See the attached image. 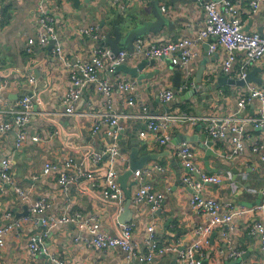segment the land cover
Here are the masks:
<instances>
[{
    "label": "crops",
    "instance_id": "obj_1",
    "mask_svg": "<svg viewBox=\"0 0 264 264\" xmlns=\"http://www.w3.org/2000/svg\"><path fill=\"white\" fill-rule=\"evenodd\" d=\"M45 11L55 19V31L58 43L62 49L67 65L62 60L54 58L53 49L46 46H32L27 50V39L35 34V21L39 16V0H0V120L11 118L16 103L24 96H31L34 115L23 128L26 137L20 148L14 146V130L0 135V165L8 162L11 185H6L0 177V225L10 223L13 218L11 209L20 211L21 202L13 201L12 196L18 189L24 192L29 204L38 199H44L49 207L44 216H61L79 212L82 216H95L102 229L110 236L119 237L123 228L117 218L125 203V196L119 200L120 209L112 206V201L104 197L101 188L92 187L88 180L74 182L68 186L69 197L65 198V190L58 183L60 175H70L74 167L65 168L64 162L72 159L76 166H85L95 172V180L102 177L105 170H114L118 175L129 169L128 153L130 148L138 147L137 156L151 153L157 157L149 164L152 167L150 175L140 178L129 177L127 184L131 186V201L134 191L143 184H148L155 192L164 196L162 206L152 214L145 203H131L130 214L126 219L132 225L131 241L135 248L142 252L145 249L147 227L154 225L155 238L160 246L172 244L180 249L189 246L195 239V229L205 224V218L192 212L189 206L191 190L185 185L183 178L187 171L176 156V146L172 139L177 133L200 138L205 134L202 123H170L167 132L170 141L160 145L158 138L162 133L148 131L146 137L139 139L136 135L144 129L145 120L139 118L143 108L150 115L187 113L193 116L222 117L233 115L237 100L246 95L248 87L264 89V56L252 67L257 68L256 82L235 86L223 79L238 78V66L243 56L238 54L237 62L230 74L221 69L223 53L220 49L209 52L208 47L213 39H205L197 48L196 56L186 67L180 66L182 72V87L169 103L160 100V93L169 89L174 92L172 70L173 64L161 59H154L153 66H147L143 72L159 70L160 73L148 79H134V89L123 92L116 87L118 80L131 78L123 73L109 74L99 71V77L110 83L112 88L111 108L108 109L106 99L94 84L86 85L82 96L74 106L73 114H65L62 97L69 89L70 75L76 63L88 62L91 50L96 47L95 41L80 33L88 26H97L101 18L109 12L119 19L130 16L138 9L148 6V0H90L82 1L78 8L73 7L68 0H43ZM196 2L192 5L177 3L178 12L173 14L178 32L170 35L166 30L159 34L146 36L152 43H166L182 37H189L204 25V9L206 2ZM251 0H235L243 30L250 34L258 33L262 28L264 35V0H261L256 12L249 8ZM117 10L119 13H117ZM259 34V33H258ZM208 57L201 85L193 82L195 73L202 60ZM143 57L128 61L129 66L135 65ZM146 59V58H144ZM149 60V59H147ZM184 69L189 70L187 73ZM34 77V83L28 82L29 76ZM130 97L133 105L128 104ZM258 101L254 100L246 109L237 114V118L247 119L255 114ZM123 112L128 118L122 119L123 128L118 136L121 159L104 158L97 166L87 164L81 156L84 150L105 149L108 140L109 125L100 123L108 114ZM99 123V124H98ZM99 128L94 130V126ZM244 149L241 154H231L229 135L224 139L214 141L211 150L216 157L210 156L205 166L204 150L198 142L188 143L194 153V163L207 173L225 176L230 173V179L220 184H206L202 196L214 199L220 206L230 202L238 206L240 202H254L263 188L264 164L254 151L251 137L264 142V131L254 129L249 122L244 123ZM32 137H38L32 141ZM206 140H210L206 135ZM52 163L57 171L49 176L42 174L43 165ZM156 166L161 168L157 169ZM14 187V190L12 189ZM240 190V194H236ZM17 194V193H16ZM222 213L225 208H222ZM11 213L10 218L6 214ZM259 219L258 212H248L233 217L222 236L221 228H214L210 236V245L205 250L204 261L207 264H224L223 258L218 260L221 246L233 247L240 253L249 252L247 260L239 264H264L260 251L258 237L251 233L253 223ZM5 238V244L0 247V264H43L47 256L31 254L29 241L32 237L41 236L50 254L56 255L65 264H170L175 254L166 253L155 256L150 263H142L136 259L129 261L119 248L97 250L88 248L81 242H75L77 228L72 224H58L50 227L46 236L41 225L33 221H21L18 227ZM225 237V238H222ZM175 264H181L176 261Z\"/></svg>",
    "mask_w": 264,
    "mask_h": 264
},
{
    "label": "built area",
    "instance_id": "obj_2",
    "mask_svg": "<svg viewBox=\"0 0 264 264\" xmlns=\"http://www.w3.org/2000/svg\"><path fill=\"white\" fill-rule=\"evenodd\" d=\"M235 0H207L204 5V25L193 36L182 37L174 41L166 43H152L147 40V37H142L134 41L133 52L121 50L114 55L106 45H99L104 36L98 30L97 26H88L82 29L80 33L88 36L96 43V47L91 50L88 62L76 63L75 69L70 75L69 89L62 97V104L65 114H73L74 106L82 96L86 85L94 84L97 91L106 99L108 109L111 108L112 88L110 83L99 77V71L105 70L109 74H115V68L121 64H128V61L137 57L146 59H168L171 64L179 65V67L188 66L195 58L197 48L208 38L213 39L209 45V52H215L220 49L223 53L221 69L224 73L230 74L234 64L237 62V55L243 56L239 62L237 69L238 78L244 80L252 67L257 61L264 56V35L258 33H248L243 30L242 21L239 17V11L234 3ZM261 0H251L249 8L252 13L256 12ZM43 0H39L38 13L39 16L35 21V34L27 39V50L32 46H46L51 40L54 41L53 55L54 58L60 59L65 65L68 62L62 53V49L58 43V38L55 31V19L52 14L45 11ZM187 73L189 70L184 69ZM28 82L34 83V77L29 76ZM135 82L129 79L118 80L116 87L123 92H131L134 89ZM174 98V92L165 89L160 93V100L163 103H169ZM254 100L258 101V106L255 107V114L247 119H238L237 114L247 108ZM129 105H133V99L128 100ZM34 115V108L31 96H24L16 103V109L7 120H0V135L11 130H14L15 140L14 146L18 149L23 145L26 134L23 128ZM128 118V115L123 112L108 114L100 123L109 125L108 140L110 144L106 148L99 151H88L82 160L87 164L97 166L104 158L110 160L121 159L127 162V157H121V149L118 144L121 130L120 125L122 119ZM139 118L145 120L144 129L137 133L139 139L146 137L148 131L161 132V137L158 138L160 145L167 144L170 141V135L167 129L170 123H188L194 125L202 123L205 128V134L212 141L229 137L231 143V154L237 156L244 149V123L249 122L254 129L264 126V89L256 87H248L246 95L241 96L236 102V111L233 115L212 117V116H193L187 113L180 112L175 114L150 115L147 108H143ZM99 124V123H98ZM95 125L94 130L99 126ZM38 137H32V141H37ZM251 143L255 152L258 153L259 159L264 164V142H259L251 137ZM106 142V143H107ZM176 156L181 161L187 173L183 178L185 185L191 190L189 198V206L192 212L196 215L205 218V224L195 229L196 239L184 249L178 248L176 244L168 246H160L155 238L154 225L147 227V237L144 241V251H138L131 241L132 225L124 223L121 235L113 237L108 235L100 226L98 219L95 216H82L79 212L63 214L61 216H44L49 204L44 199H38L29 204V213L26 217L0 225V247L5 244V238L13 230L12 227H18L21 221H33L46 227L43 235L46 236L50 227H55L58 224H72L78 234L74 237L75 242H81L88 248L97 250L119 248L125 253L129 261L134 259L142 263H150L155 256H163L166 253L176 255V261L181 264H204L205 250L210 245V236L214 228H221V235H226V228L231 224L233 217L244 215L248 212H258L259 219L253 223L251 233L256 235L260 244V251L264 261V175L262 178L263 188L259 192L261 194L260 203L250 209L237 207L228 202L220 206L214 199L202 196L203 187L206 184H220L222 181L230 179V173L225 176L207 173L200 169L194 163V153L191 146L182 142L176 146ZM65 168L74 167L75 171L70 175H60L58 183L65 190V195L68 186L74 182L88 180L92 187L101 188L104 197H107L112 202L119 201L122 196V189L118 182V174L114 170H105L101 178L95 180V172L92 169H87L85 166H76L72 159L64 162ZM157 169L161 170L158 166ZM57 171L56 165L45 163L43 165L42 174L49 176ZM142 175L149 176L150 170H136L133 176L140 178ZM0 177L6 183L11 185V176L8 162L1 161ZM14 190V187H13ZM15 191V190H14ZM16 193L23 199L27 197L24 192L16 189ZM5 190L1 187L0 193ZM66 198V197H65ZM164 196L160 192H155L150 185L143 184L138 186L132 195L134 204L145 203L148 205L149 211L154 214L161 206ZM222 208L225 212L222 213ZM11 213L6 214V218H10ZM225 238V237H222ZM29 250L31 254H44L47 256L43 264H65L56 255L50 254L46 244L42 241V237H32L29 241ZM229 250V259H235L242 255L233 247H221L218 255Z\"/></svg>",
    "mask_w": 264,
    "mask_h": 264
},
{
    "label": "water",
    "instance_id": "obj_3",
    "mask_svg": "<svg viewBox=\"0 0 264 264\" xmlns=\"http://www.w3.org/2000/svg\"><path fill=\"white\" fill-rule=\"evenodd\" d=\"M72 2L73 7L78 8L82 1L80 0H68ZM90 0H84L83 3L86 4ZM205 0H148V6L143 7L142 9H138L130 16H124L122 19H119L114 13L109 12V14L104 18H101L99 21V24L97 25L98 30L102 33L104 36L102 42L99 43V45H106L108 49L114 54H118L121 50H127L128 52H133V43L135 40L155 35L163 32L166 30V33L170 35L172 32H178L179 29L176 26V21L172 18L173 14L175 12H178V9L176 8L177 3L181 5H192L196 2H202ZM117 13L119 11L117 10ZM49 14V12H48ZM258 33L260 35H263L262 28L258 29ZM48 48L51 50L54 48V41L51 40L48 44ZM162 60V59H161ZM165 61H170L168 59H163ZM208 60V57L202 60L199 69L195 73V77L193 82L197 85H201L202 77L205 70V65ZM156 63V60L153 59H141L139 62H137L133 66H129L128 64H121L115 68V73H123L128 75L131 80L134 79H148L150 76H154L158 73H160L159 70L154 71H148L143 72L142 71L147 66H153ZM174 71V77H173V87H174V95H176V92L179 88L182 87L183 83L181 82V76L182 72L180 71L179 65H174L171 67ZM257 72V68H253L251 71L247 73V76L244 80H231L229 77H225L223 79L229 81V84H233L235 86H245V84H249L252 82L258 81V79L255 77ZM257 130L264 131V126L258 128ZM137 135V134H136ZM15 137V133H14ZM172 144L177 146L182 142H198L200 148L204 150V160H205V166L208 168L207 160L210 156L216 157V154L211 150L212 143L214 141L212 140H206V135L201 136L198 138L197 136H189L185 133H177L174 138L172 139ZM106 145L110 144L109 142L105 143ZM120 146V142H118ZM101 148L97 149H91L92 151H99ZM82 153L84 155L88 153V150H84ZM138 154V147H132L130 148V151L128 153L129 157V169L122 174L118 176V182L121 187V189L124 192L125 196V203L122 207L121 214L118 216L117 220L119 223H127L129 214H130V208H131V186L128 185V179L132 176V173L136 170H151L153 166H151L149 163L152 161H156L157 157L155 154L147 153L140 157L137 156ZM13 189V188H12ZM240 190H238V193L236 194V197H238V194H240ZM65 197H69V192L67 191ZM12 200L15 202H21L20 205V211L12 208V214L13 218L11 222L18 221L19 219L26 217L29 213V200H23L18 194H14L12 196ZM261 200V194L259 193L257 195V199L254 202H240L238 206H243L247 208H252L257 206L260 203ZM119 201H113L111 203L112 206H115L116 208L120 209V205L118 203ZM41 225V224H39ZM42 226V225H41ZM45 230L46 227L42 226ZM226 244H223L221 247L225 248ZM230 252L229 250L224 251V253L218 256V260H221L220 258H223L224 264H239L242 261L247 260L249 257V252H244L240 257L235 259H229ZM176 263V257L172 260L170 264ZM204 264H207V261H204Z\"/></svg>",
    "mask_w": 264,
    "mask_h": 264
}]
</instances>
